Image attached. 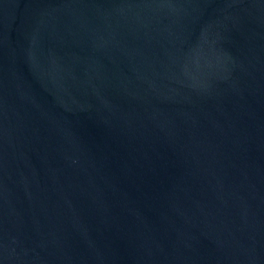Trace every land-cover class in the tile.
Here are the masks:
<instances>
[{
	"label": "water",
	"instance_id": "water-1",
	"mask_svg": "<svg viewBox=\"0 0 264 264\" xmlns=\"http://www.w3.org/2000/svg\"><path fill=\"white\" fill-rule=\"evenodd\" d=\"M0 264H264V0H0Z\"/></svg>",
	"mask_w": 264,
	"mask_h": 264
}]
</instances>
